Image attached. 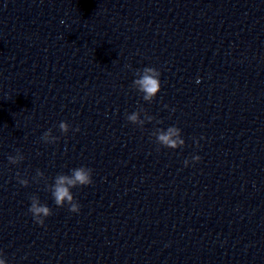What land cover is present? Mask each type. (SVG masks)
Segmentation results:
<instances>
[{"label": "water", "instance_id": "water-1", "mask_svg": "<svg viewBox=\"0 0 264 264\" xmlns=\"http://www.w3.org/2000/svg\"><path fill=\"white\" fill-rule=\"evenodd\" d=\"M81 167L74 213L53 186ZM0 252L264 264V0H0Z\"/></svg>", "mask_w": 264, "mask_h": 264}, {"label": "clouds", "instance_id": "clouds-1", "mask_svg": "<svg viewBox=\"0 0 264 264\" xmlns=\"http://www.w3.org/2000/svg\"><path fill=\"white\" fill-rule=\"evenodd\" d=\"M159 76L160 74L155 69L146 68L144 70L143 76L140 79L134 81L139 90L145 94L144 99L151 100L159 93L161 89ZM197 82H199V80H197ZM129 119L136 121L137 115L133 114L129 117ZM60 127L63 131H67L66 123L62 122ZM76 131H79V129L77 128ZM178 131L179 130L175 128L169 129L168 133L166 135H161L159 139L165 143L166 146L176 147L178 144L183 143V141L179 140L178 138ZM174 136L177 137L175 143L172 139H170V137ZM200 159V156H195L192 158L193 161H199ZM189 163L190 162L187 159L184 161L185 166H188ZM91 183V170L83 167L74 169L71 176L60 175L56 178L55 184L53 186V198L58 206H62L64 202L67 201L71 204L70 211L78 213L80 211V205L77 203H72L74 197L70 189L77 184L90 185ZM29 212L32 214L33 220L39 225H44L45 218L51 215V210L46 205L39 204V202L36 200L32 201ZM0 264H7V260L5 259L2 252H0Z\"/></svg>", "mask_w": 264, "mask_h": 264}]
</instances>
